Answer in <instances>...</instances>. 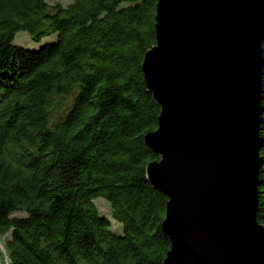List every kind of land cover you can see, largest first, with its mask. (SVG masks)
Returning a JSON list of instances; mask_svg holds the SVG:
<instances>
[{
	"label": "trees",
	"instance_id": "trees-1",
	"mask_svg": "<svg viewBox=\"0 0 264 264\" xmlns=\"http://www.w3.org/2000/svg\"><path fill=\"white\" fill-rule=\"evenodd\" d=\"M156 4L0 0L4 264L163 263L167 200L146 181L158 157L143 141L160 108L141 70L155 44ZM18 32L55 39L27 48L14 43ZM260 111L255 217L264 228V64Z\"/></svg>",
	"mask_w": 264,
	"mask_h": 264
},
{
	"label": "water",
	"instance_id": "water-1",
	"mask_svg": "<svg viewBox=\"0 0 264 264\" xmlns=\"http://www.w3.org/2000/svg\"><path fill=\"white\" fill-rule=\"evenodd\" d=\"M141 70L160 108L146 181L166 197L162 264H264L256 221L264 0H157Z\"/></svg>",
	"mask_w": 264,
	"mask_h": 264
},
{
	"label": "rangeland",
	"instance_id": "rangeland-1",
	"mask_svg": "<svg viewBox=\"0 0 264 264\" xmlns=\"http://www.w3.org/2000/svg\"><path fill=\"white\" fill-rule=\"evenodd\" d=\"M49 5H55V4H60L63 7H66L68 4L72 3L73 0H45ZM55 39V36H50L43 38L39 43L34 42L29 35L26 32H18L15 35L14 38V43L27 47V48H35L38 47L40 44L47 42V41H52ZM95 204L97 205V208L101 214H105L108 218H110L109 214V209L110 205L109 203L102 199V198H96L94 200ZM112 221V220H111ZM115 222V221H113ZM116 223V222H115ZM120 225L118 223L113 224V229L115 231L120 230ZM6 237H0V264H4L5 260V253H4V242H5Z\"/></svg>",
	"mask_w": 264,
	"mask_h": 264
}]
</instances>
